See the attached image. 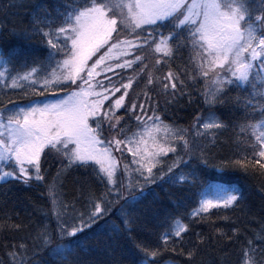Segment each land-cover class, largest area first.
<instances>
[{"label": "snow or ice", "instance_id": "snow-or-ice-1", "mask_svg": "<svg viewBox=\"0 0 264 264\" xmlns=\"http://www.w3.org/2000/svg\"><path fill=\"white\" fill-rule=\"evenodd\" d=\"M13 7L24 5L0 0V85L43 99L0 106V216L16 215L10 227L0 225L12 237L3 241L10 259L0 264H125L123 257L126 264H153L161 241L184 257L180 264H217L205 251L235 244L239 264H264V223L251 239L240 217L211 211L246 214L240 187L201 180L208 167L247 174L258 165L264 175V0H32L28 15L11 13L10 22ZM4 39L46 51L13 74L18 52ZM185 50L194 70L173 71L170 62ZM134 64L142 67L125 82L116 69ZM165 64L166 74L157 75ZM139 83L143 100L125 104ZM56 91L65 94L50 100ZM153 95L164 97L165 109L203 107L189 126L170 125ZM229 131L247 137V147L214 163L212 149ZM53 160L57 170L49 178ZM69 177L77 191L61 211L57 186ZM41 184L54 223L47 212L33 223L27 209L16 211L14 190ZM193 189L196 204L182 211ZM214 215L233 227L217 226ZM202 224L211 232L197 231ZM117 249L121 259L114 258ZM101 254L112 258H93ZM219 264H226L223 257Z\"/></svg>", "mask_w": 264, "mask_h": 264}, {"label": "trees", "instance_id": "trees-1", "mask_svg": "<svg viewBox=\"0 0 264 264\" xmlns=\"http://www.w3.org/2000/svg\"><path fill=\"white\" fill-rule=\"evenodd\" d=\"M2 2L7 3L8 0H2ZM13 4L19 5L23 4V8L13 7L9 10L10 15L8 16V20L12 21L11 13L19 12L21 16L26 17L29 13L28 5L32 2V0H12ZM5 21V17L0 15V25H2ZM15 22L19 24V18H16ZM3 46L6 49H14L18 52L17 59L15 61V68H13V74H15V70H18L19 65L27 59L29 63H31L32 57L34 55H41L43 56L46 49L43 47L33 43L31 45L26 44L21 40L16 39H4L2 41ZM191 53L188 50H185L183 53L182 58L178 55L176 59L172 60L171 66L173 71L176 70L177 67L186 68L189 72L193 71L195 65L190 63L189 56ZM132 57H129L131 59ZM13 66H10L12 68ZM142 66L139 64H134L131 69H116V72L123 73L125 82L127 81L129 76H136L139 73V70ZM4 68V65H3ZM168 69V65L165 64L162 66L161 73H156L157 75L166 74ZM51 71V69H49ZM183 75V71L181 72ZM113 78V80H117L118 77L113 73H106ZM144 80L147 79V75L144 73H140ZM102 77V76H101ZM198 87L203 89L205 87L203 79L199 81ZM143 88L144 84H134L133 89L129 90V97L125 98V104H128L129 98L136 99L139 96L140 100H143ZM123 91V90H122ZM117 93L116 96L122 94ZM6 93V94H5ZM61 94H65L64 91H56L55 93L49 94V98L57 97ZM193 94L199 97V92L194 91ZM235 95V93H233ZM30 99H43V97H34L28 96L26 97L23 92L19 89L12 90V89H4L3 86H0V106H11L8 102L13 101L17 104H27ZM202 101V97L200 98ZM159 101V109L158 114L162 116V119L165 120L167 124L170 125H179L182 127H187L192 122V116L195 112L203 107L202 103L197 104L193 103L191 107L180 109L176 111L175 109H165L164 97H156L153 95V106H155V102ZM123 114V109L121 113ZM150 114V113H149ZM242 114V113H241ZM137 121L133 118L131 120L132 131L136 130ZM239 132V129H237ZM248 137H251V131L248 133ZM247 137L243 134L240 135V138L237 139L236 136L229 131L224 136H221L218 141L217 147L212 149V155L209 157L214 163L220 159H228L231 158L235 152H237L238 148L243 149L247 147L245 143ZM128 161H131V156L125 155ZM169 156H172L170 153ZM164 159H168L165 157ZM187 159V157H185ZM171 162V161H169ZM51 167L48 171V176L51 178L55 175L57 170V163L53 160L50 162ZM47 167V165H46ZM201 180L202 181H216V180H223L228 183L236 184L242 190L246 203H247V213H241L237 210L235 213L229 211L227 213L224 210H211L213 213L219 212L220 214H227L235 220L237 217H240L244 231L248 238L256 239L257 234L261 228V224L264 223V175L261 174L260 170L258 169V165L255 169L250 168L249 172L246 174L243 170H236V171H226L223 174H220L216 171L213 167L202 168L201 172ZM49 183H51V179H49ZM15 199L17 200L16 211H18L21 215L24 214V209H27L28 212L31 214L33 223L44 219V212H47L51 215V219L53 223L55 222V215L54 209L51 202V196L48 192L47 187L44 184H41L38 189H31V190H21L15 189ZM76 187L72 183V179L69 177L64 180L63 183H60L57 186V196L59 201H61L59 205V210L66 211V206L69 205L72 201L74 196L76 195ZM196 189L192 190L193 195L186 197L184 202V208L182 211H191V207L195 206L196 204V197L194 195ZM11 219L9 220L8 217L0 216V225H3L5 221H7L8 226L15 222L16 215L15 213H10ZM186 219V218H185ZM213 220H215L217 226L225 229L230 230L233 225L225 220L218 219L215 215L213 216ZM163 231V229H160ZM197 231H202L206 233H210L211 229L207 224H202L197 226ZM12 237L8 235V233L2 229H0V259H10L7 256L6 252L3 248V241L8 240L11 241ZM257 244L259 241L257 240ZM169 250H165V246L163 242H159V253L154 258L153 264H180V262L184 259L177 255L176 253L172 252L171 245L168 246ZM227 253V255H225ZM204 255L206 257H211L212 259L217 261L219 264V259L221 257L224 258L226 264H239L241 259V252L240 246L238 244L232 245L230 248L220 249L216 248L214 251H205ZM95 259H104L108 260L112 257L105 256L103 254L93 257ZM116 259H121L120 250L117 249L115 257ZM125 264L127 262L128 257H123Z\"/></svg>", "mask_w": 264, "mask_h": 264}, {"label": "rangeland", "instance_id": "rangeland-1", "mask_svg": "<svg viewBox=\"0 0 264 264\" xmlns=\"http://www.w3.org/2000/svg\"><path fill=\"white\" fill-rule=\"evenodd\" d=\"M4 68H3V64H0V70H3ZM106 75V74H105ZM107 76H109V75H107ZM104 77L102 76V77H98L97 79H103ZM106 83H107V81H105ZM0 86H2V85H0ZM64 94H61V95H59V96H63ZM56 97H53V98H49L50 100L51 99H55ZM116 155L117 156H119L120 154L119 153H116ZM124 155H127L128 156V154H127V152H126V150H125V152H124Z\"/></svg>", "mask_w": 264, "mask_h": 264}]
</instances>
